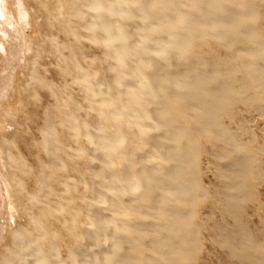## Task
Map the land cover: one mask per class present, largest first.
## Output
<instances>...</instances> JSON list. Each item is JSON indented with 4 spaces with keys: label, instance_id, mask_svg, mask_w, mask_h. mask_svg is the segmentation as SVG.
<instances>
[{
    "label": "bare ground",
    "instance_id": "1",
    "mask_svg": "<svg viewBox=\"0 0 264 264\" xmlns=\"http://www.w3.org/2000/svg\"><path fill=\"white\" fill-rule=\"evenodd\" d=\"M0 26L33 84L0 90V264H264V0H0Z\"/></svg>",
    "mask_w": 264,
    "mask_h": 264
},
{
    "label": "rangeland",
    "instance_id": "2",
    "mask_svg": "<svg viewBox=\"0 0 264 264\" xmlns=\"http://www.w3.org/2000/svg\"><path fill=\"white\" fill-rule=\"evenodd\" d=\"M1 28V26H0ZM28 32L25 31V35H27ZM15 38V36H14ZM20 38L16 41L11 42V47L17 48L18 45H21ZM26 57L28 55H25ZM52 55H44V57L39 61V66L37 67V72L44 78L46 81H48L52 85V89L55 91H61L62 96H70L72 99H76V101L80 100L79 92H77L76 86L73 84L71 77H59L56 76L54 73V70L57 64V58L51 57ZM55 58V59H54ZM56 62V63H55ZM59 62V61H58ZM13 74H19L21 76L22 82H25L26 85L31 87L33 84L29 82L28 74V66H27V60L19 59L15 57L9 56L8 52L6 54H3L0 52V90L3 89L10 76ZM14 84H18L19 79L14 78ZM54 87V88H53ZM9 88V86H8ZM52 90L53 92H55ZM51 91V90H50ZM12 89L9 90V93L11 94ZM48 90L41 92L40 94V103L42 106L46 105L47 103H52V97H48ZM46 93V94H45ZM48 95V96H47ZM39 99V100H40ZM255 112L250 111L247 114L243 112V117L249 119V128L252 133H254L256 137V144L255 145H261L264 144V119L259 116L258 114H253ZM11 130V128L9 127ZM32 133V132H31ZM34 136V134L32 135ZM37 136V137H36ZM36 138H40L39 135H35ZM23 157L28 159V161H31V159L28 158L27 154L22 151L21 152ZM203 162V163H202ZM201 162V169L203 171L202 174V182L205 186L211 187V185L215 182L214 172L212 167L207 163L205 159H203ZM208 168V169H207ZM205 171V172H204ZM212 183V184H211ZM5 186L4 182L0 179V230L2 228H7L13 225L12 220L9 219V207H7V200L5 199ZM261 199L264 200V184H262L258 189ZM215 218L219 221H225L226 218L219 217L218 214L215 215ZM222 220H220V219ZM224 219V220H223ZM206 241V240H205ZM203 242L202 247V254H201V264H223L224 260L222 257V253L219 250H210V249H216L211 247V245L208 243V241Z\"/></svg>",
    "mask_w": 264,
    "mask_h": 264
}]
</instances>
